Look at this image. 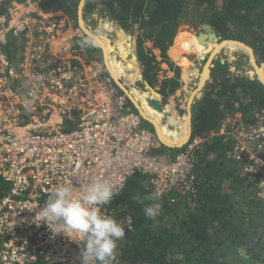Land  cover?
I'll use <instances>...</instances> for the list:
<instances>
[{
	"label": "built area",
	"instance_id": "obj_1",
	"mask_svg": "<svg viewBox=\"0 0 264 264\" xmlns=\"http://www.w3.org/2000/svg\"><path fill=\"white\" fill-rule=\"evenodd\" d=\"M42 2L0 0V181L8 186L0 197V264H76L78 243L35 223L55 186L70 183L79 194L107 180L119 193L140 174L149 176L157 198L185 193L202 141L173 156L153 154L160 141L100 62L77 45L81 30ZM254 119L234 129L228 118L215 136H233L231 156L246 158L245 171L264 201V159L257 155L264 149V106Z\"/></svg>",
	"mask_w": 264,
	"mask_h": 264
},
{
	"label": "trees",
	"instance_id": "obj_2",
	"mask_svg": "<svg viewBox=\"0 0 264 264\" xmlns=\"http://www.w3.org/2000/svg\"><path fill=\"white\" fill-rule=\"evenodd\" d=\"M216 1L86 0L83 14L91 15L102 10L124 31L137 26L139 63L143 78L151 86L157 82L160 67L143 45L151 41L153 48L159 50L161 61L169 68L173 67L167 51L191 2L204 9L201 13L212 11L203 14L205 17L196 20V24H209L223 40L244 42L252 49L256 63L264 67V0H220L219 6L215 7ZM79 2L43 0L42 7L49 12L62 10L72 14L76 24ZM88 44L93 48H88ZM77 45L90 55L94 49L100 50L87 35H83ZM9 47L5 51L11 56ZM226 66L215 62L202 97L193 105L192 135L201 138L202 142L195 147L201 159L196 161L190 188L185 193L174 192L141 204L135 197L143 198L153 193V189L148 175L137 174L109 206L110 210L119 211L118 216L131 221L130 228L129 225L125 228V238L118 242L117 260L120 263L264 264V201L259 198L256 181L245 171L246 158L235 160L231 156L236 142L233 136H215L230 116L228 107L234 106L236 110L234 129L246 128L254 122V115L264 106V85L257 78L231 74ZM175 70L173 78L159 82L158 92L163 98L179 89V68ZM104 72L109 75L105 69ZM138 79H141L140 75ZM127 107L137 113L128 99ZM141 122L154 132L151 123ZM178 152V147L161 144L153 154L173 156ZM261 157L264 159V149ZM7 190L8 186L0 181V197ZM149 203L161 206L160 214L154 220L143 212Z\"/></svg>",
	"mask_w": 264,
	"mask_h": 264
},
{
	"label": "rangeland",
	"instance_id": "obj_3",
	"mask_svg": "<svg viewBox=\"0 0 264 264\" xmlns=\"http://www.w3.org/2000/svg\"><path fill=\"white\" fill-rule=\"evenodd\" d=\"M219 3H220V0H217L215 7H218ZM203 11H204V9L196 7L194 5V2H191L185 11L184 19H182V21L180 22L179 31L181 33L179 35L188 34V32H190V31L192 32L193 35H196L198 33H204V31L201 29L200 26L202 24H206V23H202V24L197 23L196 24V20H198L202 17H205V16H203V14H209L212 11L205 10V13H201ZM84 18L85 19L88 18L87 14H85ZM69 19L72 20L71 18H69ZM100 19H101V21H107V23L111 22L107 29L103 30L102 28H100V26H99V20ZM72 24H73V26L78 28V26L75 24V22L73 20H72ZM85 24H86L85 28L90 32L91 35L96 36V34H98V33H100L101 35L103 34L102 36H99V39L101 37V41L103 42V44L104 45L107 44V46H105L106 55H107V58H106L107 64L109 63L108 64L110 67L109 69L112 72H114L115 77H116L115 78L116 81L119 84H121L122 87L126 88V89H124V92L127 94V91L130 89V92L134 96L137 97L136 92L134 90H132L134 88L138 91L139 95H141L140 97L142 99L152 100L153 95L149 94L148 90H146L144 88L143 84L140 83L139 81H137V78H136L138 75H140L142 73V69H143L139 63L138 53H137V49H136L135 40H136V36L139 35L138 30H136V26H134L135 28L133 27L131 30L125 31L126 35L131 34V36H128V37H130L128 40H129V43L131 44L132 50L127 55V58L124 60V59L119 57V54L117 53V48L114 46V41H115V39H117V29H120L117 22L113 21L106 14H103V12L101 10L99 13L94 14V16H92L91 18L86 20ZM122 34L125 35L123 31H122ZM215 34H216V38L214 39V41L217 43V45L218 44L221 45L225 41H235V40H223L216 32H215ZM182 42H183V40L178 38L176 40L175 46L173 48H171L170 54L174 56L175 61L179 62L178 64L181 65V67H182V64L184 62H187V60L189 61V65L191 66L190 67L191 70L189 71L190 76L186 80L187 89L182 90L181 94H179V95L176 93L177 95L175 97L170 95L167 98H164V100L166 101L165 105L160 104L161 103V97H155V96L154 97L159 102V107H160L161 111H163V113H165V114H166V112H165L166 106L169 104V101H170V104H172L173 110L175 111V113L179 119L178 125L181 128L180 133L178 132V130L176 128L178 125H172V124L168 123L169 119H168L167 114L163 115L161 112L160 113L157 112V114H160L163 117L164 125H166L169 130L174 131L175 134L176 133H178L179 135L182 134V136H180L179 138H176L174 140L175 141L174 143L185 144L184 148H182V150H183L186 148V145L189 144V143H186V141H188L187 135L189 134V128L194 125V123H193V111H192L193 105L191 106V111H189V114H187V112H185L186 109L184 108V106H186L184 98H188V96H189L188 100L194 101V103L196 102V100H198V98H199L198 96L202 92V90H200V93L197 94L199 92L198 89H200L199 87H201L200 86V84H201V77L200 76L202 75V73L204 74V70L207 69L209 72V75H210V70L214 67L215 62L219 61L221 64L227 65L226 66L227 70L231 74H239L244 78H257L258 79V74L256 72V69H259V70L262 69L263 76H264V68H262V66H259L256 63V61H254V64H253L252 58H251V55L249 54V52L245 48H241L240 46H237V45H233V46H229V47H223L213 57H212L211 52H209V53L207 52V53H204L202 55L190 54V55H186L185 57H180L181 56L180 44ZM236 42L242 43L245 47L251 49L244 42H240V41H236ZM143 47L145 50L149 51V53L155 57V60L157 62H159L160 70H158V73L156 76L157 82L155 84H153V86L150 85L154 91L158 92L160 89L159 81L162 78H164L165 76H167L168 75L167 73H170L169 74L170 77H172V76L174 77L176 75V70L174 67L169 68V66L167 64H165L161 61L160 52H157V51H159L158 49L153 48L151 41H146L144 43ZM93 53H97L96 49L93 50ZM98 56H99V54H98ZM98 59L100 61L102 59V62H103L104 61V55L103 56L100 55V57ZM254 59H255V57H254ZM129 60H134V62H136L137 66L136 65L130 66V65L125 64L126 62L128 63ZM168 61H169V59H168ZM120 63H121V65H120ZM110 65L113 66L115 71L112 69V67ZM118 65L120 68L118 67ZM138 65H139V67H138ZM122 66H124V67H122ZM168 69L170 70V72L167 71ZM209 75H208V77H209ZM142 77H143V75H142ZM178 77L180 80V73H179ZM142 79L145 80L144 78H142ZM209 79H210V77L208 79L204 80L202 86L206 85L207 82L209 81ZM137 82H139V83H137ZM115 85H116V83H115ZM145 91L148 93L147 95L144 93ZM193 97H197V98H193ZM140 104H141V107L143 108V110L146 112L147 115L154 116V113L150 109L149 103H147L146 101H141ZM228 112L231 115L229 117L230 121L234 122V117H232L235 114L234 107L233 106L228 107ZM168 125H171V127ZM147 127L145 126L146 129L150 130V128H147ZM158 130H160V129L158 128ZM169 140H171V139H169ZM257 155L261 157L262 154H260V151H259V153H257ZM200 156H202V153H200ZM200 159H201V157H200ZM107 210L113 214L112 215L113 218H115L119 214V211L115 212V210H113V209L110 210L109 207L107 208ZM127 221H128V219H123V221L121 223L124 224V222H125L124 225H126Z\"/></svg>",
	"mask_w": 264,
	"mask_h": 264
},
{
	"label": "clouds",
	"instance_id": "obj_4",
	"mask_svg": "<svg viewBox=\"0 0 264 264\" xmlns=\"http://www.w3.org/2000/svg\"><path fill=\"white\" fill-rule=\"evenodd\" d=\"M141 121H143L142 118ZM152 133L163 144L155 130ZM195 138L201 139L192 135L186 143L192 144ZM175 144L177 143H174L172 148L178 147L180 151L185 145L176 146ZM198 159H200L199 152ZM110 163V160L105 161L106 166ZM128 181L124 186L121 184V187L125 188ZM117 194L114 185L107 180H94L86 184L83 192L79 194L76 193L72 184H59L50 191L44 205L39 208L40 210L35 216V223L37 226L46 225L53 236L62 233L70 241L78 243L80 248L79 264H114L118 255V242L125 238V228L128 227V224L130 228L131 221L128 220L124 225L125 222L124 224L121 222L126 218L118 215L113 218L110 211L107 210V213L104 214L101 209L105 205L112 204L113 198L115 199L114 196ZM135 199L143 204L145 200L155 201L157 194H147L143 198L137 196ZM160 211L159 203H149L143 208L144 215L153 220L158 217ZM42 262L46 264L44 261Z\"/></svg>",
	"mask_w": 264,
	"mask_h": 264
},
{
	"label": "crops",
	"instance_id": "obj_5",
	"mask_svg": "<svg viewBox=\"0 0 264 264\" xmlns=\"http://www.w3.org/2000/svg\"><path fill=\"white\" fill-rule=\"evenodd\" d=\"M85 1L86 0H80V2H79V4H78V9H77V22H76V24H77V26H78V28L81 30V32H82V34L83 35H87V36H89L90 38H92L93 40H94V36L93 35H91L90 34V32L85 28V26H86V24H85V21L86 20H88L89 18H91L92 16H94V14H97V13H99L100 11H98V12H96V13H94V14H91V15H87L88 16V18L87 19H85L84 17V14H83V7H84V4H85ZM58 13H63L64 15H66V16H68L69 18H73L71 15L72 14H69V13H66V12H64V11H62V10H56ZM56 11H53V12H56ZM103 12V11H102ZM103 14H105V12H103ZM73 20V19H72ZM101 21V19L99 20V22ZM135 28V27H134ZM120 30L121 31H123L124 32V34H125V31L123 30V29H121L120 28ZM136 30H137V26H136ZM181 32L180 31H178L177 32V34H176V36H175V38H174V40H173V43H172V45L169 47V49H168V51H167V57H168V59H169V62H171L172 64H173V67L174 68H179V73H180V80L178 79V82H179V84H180V86H179V89L174 93V94H172V96L173 97H175L177 94L179 95V94H181V92H182V90H186L187 89V82L183 79V71H182V67H181V65H179L178 63L179 62H176L175 61V58H174V56L173 55H171L170 54V50H171V48H173L174 46H175V44H176V40L179 38V39H181V40H183L184 39V37H185V35L184 34H182V35H179ZM126 35V34H125ZM178 35V36H177ZM197 35V34H196ZM128 36H131V34L130 35H126L125 37H126V39L127 40H125V41H127L128 43H129V38L130 37H128ZM180 36V37H179ZM118 37V36H117ZM136 38H137V36H136ZM183 38V39H182ZM118 39V38H117ZM117 39H115V41H114V46L116 47V48H118V46H117ZM100 40H101V37H100ZM103 40V39H102ZM102 42V41H101ZM126 42V45L128 44ZM135 42H136V40H135ZM103 43V42H102ZM97 44V43H96ZM98 45V44H97ZM99 46V45H98ZM105 46H107V44H103V48L104 49H102V48H100V46H99V48H100V50L98 49L97 50V53H93V54H89L85 49H83L84 50V54H85V56L90 60V59H96V60H98L99 62H100V65H102V67H103V69H105V71H106V73H109L110 71L108 70V68H107V65H106V63H107V55H106V49H105ZM87 47L88 48H93V46L91 45V44H88L87 45ZM132 48V47H131ZM132 50V49H131ZM104 52H105V54H104ZM157 52H159V51H157ZM103 53V54H102ZM95 54V55H94ZM98 54H99V56H98ZM97 55V56H96ZM100 55H104V61L106 62H102V59H101V61L98 59L99 57H100ZM186 56V54H184V57ZM102 58V57H101ZM187 60V59H186ZM110 62V61H109ZM187 62H189L188 60H187ZM135 64L134 65H136V62H134ZM177 63V64H176ZM109 64V63H108ZM125 64H127V63H125ZM128 65V64H127ZM178 65V66H177ZM109 66V65H108ZM111 67H112V69L114 70V68H113V66L112 65H110ZM137 66V65H136ZM118 67H119V65H118ZM138 67H139V65H138ZM110 68V67H109ZM120 68V67H119ZM173 70V69H172ZM115 71V70H114ZM167 71H169L170 72V70L168 69ZM112 72V71H111ZM194 72V71H193ZM113 74H111V73H109V76L110 77H113V79L115 80V74H114V72H112ZM132 73V72H131ZM168 75L167 76H165L164 78H162L161 80H163V79H170V78H172V77H170L169 76V74L170 73H167ZM113 75V76H112ZM140 76H142V73L140 74ZM138 77H139V75L136 77L137 78V81H139L140 83H141V79H138ZM203 77V76H202ZM202 77H201V80H202ZM209 77H210V75H209ZM209 77H207V79L209 78ZM119 80V79H118ZM160 80V81H161ZM206 80V79H205ZM146 81V80H145ZM159 81V82H160ZM115 83H116V85L119 87V89H121L123 92H124V89H126V88H124V87H122V88H120V85H119V83L115 80L114 81ZM139 82H137V83H139ZM141 85V84H140ZM205 86V85H204ZM204 86H202V87H199L200 89H198L199 90V92L197 93V94H199L200 93V90H202V92H203V88H204ZM132 90H134L135 92H136V95H137V97L136 96H134L131 92H130V89L127 91V94H130L131 95V97L133 98V99H135L137 102H138V104H139V106H140V108H141V110L144 112V114L146 115V117L148 118V120H150V121H152V120H156V115H158V116H160V117H162L160 114H157V112H156V114L154 113V116H149V115H147L146 114V112L143 110V108L141 107V101H146V100H142V99H140V97H139V93H138V91L136 90V89H132ZM140 91V90H139ZM202 92L199 94L200 96H198L199 98H198V100H200V98L202 97ZM125 93V92H124ZM153 93V92H152ZM177 93V94H176ZM126 94V93H125ZM126 94V95H127ZM150 94V93H149ZM196 94V95H197ZM195 95V96H196ZM128 97V96H127ZM160 97L161 98H163V96H161L160 95ZM191 98V97H190ZM193 98H197V97H193ZM129 99V98H128ZM189 99V96H188V98H184V101H185V103H186V106H184V108L186 109V111L185 112H187V114H189V111H191V106L192 105H194L198 100H196V102L194 103V101H189L188 100ZM152 100H157L154 96H153V98H152ZM179 101V100H178ZM131 102V101H130ZM132 103V102H131ZM190 103V104H189ZM133 104V103H132ZM166 104V103H165ZM164 104V105H165ZM133 106H134V108L137 110V108L135 107V105L133 104ZM150 107H152L151 105H149ZM234 107V106H233ZM153 108V107H152ZM193 108V107H192ZM189 109V110H188ZM234 111H235V114H234V116H232V117H235V115H236V110H235V107H234ZM166 114L168 115V119H169V122L168 123H170V124H172V125H178L179 124V119H178V117H177V115H176V113H175V111L173 110V106H172V104H170V101H169V104L166 106ZM137 114H138V111H137ZM229 115H230V113H228ZM139 115V114H138ZM231 116V115H230ZM229 116V117H230ZM154 120V121H155ZM148 122V121H147ZM161 122H162V124L161 125H159V129L162 131V133L164 134V141H166V142H169V143H171V144H174V140L176 139V138H179L180 136H182V134H178V133H174V131H171V130H169L168 128H167V126L166 125H164V123H163V117L161 118ZM185 122V121H184ZM169 126H171V125H169ZM177 128V130H178V132L180 133L181 132V128L179 127V125L176 127ZM193 126L192 127H190L189 128V134L187 135V139L189 140L191 137H192V132H193ZM153 129L155 130V128H154V126H153ZM157 129H158V127H157ZM168 133H169V135H168ZM194 137H196V135H194ZM169 139H171V140H169ZM187 142V141H186Z\"/></svg>",
	"mask_w": 264,
	"mask_h": 264
},
{
	"label": "bare ground",
	"instance_id": "obj_6",
	"mask_svg": "<svg viewBox=\"0 0 264 264\" xmlns=\"http://www.w3.org/2000/svg\"><path fill=\"white\" fill-rule=\"evenodd\" d=\"M109 24H110V22H108L107 23V21H100L99 22V26H100V28H102L103 30L104 29H107L108 27H109ZM113 27V26H112ZM187 31V30H186ZM103 32V31H102ZM188 32V31H187ZM103 35V34H102ZM100 33H98V34H96V36H94L93 38H94V41L100 46V48H102V49H104L103 48V43L101 42V40L99 39V36H102ZM117 46H118V48H117V53L119 54V57L120 58H122V59H126L127 58V55L130 53V51H131V44L130 43H128L127 41H125V40H127L126 39V37H125V35H123L122 34V31L120 30V29H117ZM104 38V37H103ZM210 39H213V37H210ZM126 42L128 43L127 45H126ZM233 45H235V44H232L231 42H229V41H225V42H223L221 45H217V43L214 41V39L213 40H209L204 46H202L201 44H198V40L196 39V36L195 35H193L192 34V32L190 31V32H188V34H186L185 35V37H184V39H183V42L180 44V48H181V51H180V54H181V56L180 57H184V54H186V55H190V54H195V55H202V54H204V53H209V52H211L212 53V57L221 49V48H223V47H229V46H233ZM248 51V50H247ZM132 53V52H131ZM104 54H105V52H104ZM122 56H121V55ZM127 63V62H126ZM128 65H130V66H133L135 63H134V60H129L128 61V63H127ZM106 65H107V68H108V70L110 71V73L111 74H113L112 72H111V70L109 69V66H108V64L106 63ZM193 66V65H192ZM190 65H189V62H184L183 64H182V71H183V79L186 81L187 80V78L190 76L189 75V71L191 70L190 69ZM256 72H257V74H258V76H260V77H262V78H264V76H263V72H262V69L261 70H259V69H256ZM208 75H209V72H208V70L207 69H205L204 70V74L202 73V75L200 76V77H202V80H201V84H200V86L202 87V84H203V81L205 80V79H207V77H208ZM113 76V75H112ZM116 80V79H115ZM120 85V87H121V84H119ZM129 95V97H131V95L130 94H128ZM131 99L134 101V103L138 106V108L140 109V111L142 112V114H143V116L146 118V119H148L147 117H146V115L144 114V112L141 110V108H140V106H139V104H138V102L135 100V99H133L132 97H131ZM190 101V100H189ZM190 104V103H189ZM150 109L152 110V112H154L155 114H156V111L153 109V108H151L150 107ZM154 125H155V127H156V129H157V127L159 128V125H161L162 124V122H161V117L160 116H158V115H156V120L154 121V120H152L151 121ZM157 133H158V135H159V137L164 141V134L160 131V130H158L157 129ZM181 145H183V144H180L179 146H181Z\"/></svg>",
	"mask_w": 264,
	"mask_h": 264
},
{
	"label": "water",
	"instance_id": "obj_7",
	"mask_svg": "<svg viewBox=\"0 0 264 264\" xmlns=\"http://www.w3.org/2000/svg\"><path fill=\"white\" fill-rule=\"evenodd\" d=\"M200 27H201V29L204 31V33H198V34L196 35V39L198 40V44H201L202 46H204L209 40H213V39H215V38H216V34H215L213 28H212L209 24H202ZM210 37H213V39H210ZM229 42H231L232 44H235V45H237V46H240L241 48H245L246 50H248L249 54L251 55L252 62H253V64H254L255 59H254V56H253V51H252V49H249V48L245 47L242 43H239V42H236V41H229ZM211 67H212V66H211ZM262 68H264V67H262ZM142 78H143V77L141 76V83L143 84L144 88H145L146 90H148V92H149L150 94H152V92H153V94H154L155 96L160 97V94H159L158 92L154 91V90L152 89V87L148 84V82L145 81V80H143ZM251 79H254V78H251ZM258 80L264 85V78L258 76ZM120 88H122V87H120ZM127 96H128V98H129V100H130V101L135 105V107L137 108L138 114H139V116L142 118V120H144V121H148L149 123H151V124L154 126V128H155V132H156L157 136L159 137L155 125H154L150 120L146 119V118L143 116L142 112L140 111V109L138 108V106L134 103V101L131 99V97H129L128 94H127ZM146 102L149 103V104L153 107V109H154L156 112H159V113L161 112L163 115H166L165 113H163V111H161V109H160V107H159V102H158L157 100H149V99H146ZM165 103H166V101H165L163 98H161V103H160V104L164 105ZM161 140H162V139H161ZM162 142H163L164 145L169 146V147H172V146L174 145V144H171V143L166 142V141H163V140H162ZM175 145H176V146H179L180 143H177V144H175Z\"/></svg>",
	"mask_w": 264,
	"mask_h": 264
}]
</instances>
